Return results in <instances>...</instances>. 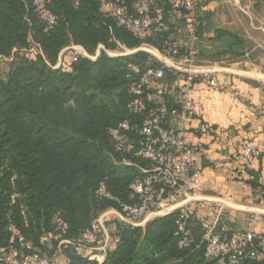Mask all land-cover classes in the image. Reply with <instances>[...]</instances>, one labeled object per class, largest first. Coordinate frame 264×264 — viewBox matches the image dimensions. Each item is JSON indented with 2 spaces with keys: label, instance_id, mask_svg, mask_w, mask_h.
Returning <instances> with one entry per match:
<instances>
[{
  "label": "trees",
  "instance_id": "trees-1",
  "mask_svg": "<svg viewBox=\"0 0 264 264\" xmlns=\"http://www.w3.org/2000/svg\"><path fill=\"white\" fill-rule=\"evenodd\" d=\"M98 2L50 0L38 10L34 0H0V58L17 50L8 74L0 77V248L8 243L12 223L36 250L49 253L41 240L54 232L57 213L68 225L66 238L79 237L104 211L133 202L129 185L147 168L145 161L116 152L108 129L123 120L140 124L141 117L127 113L128 90L136 74L158 63L144 52L110 58L101 51L95 61L79 57L53 69L60 51L71 45L90 56L100 45L109 51L119 45L160 47L162 38L135 39L118 28L99 12ZM48 14L56 23L45 31ZM34 45L41 54L20 52ZM131 139L136 140L135 130ZM249 174L253 179L245 183L260 202L264 186ZM101 183L111 200L98 196ZM179 213L156 217L144 227L117 223L119 243L101 264H215L204 254L194 214L186 225L194 245L179 247ZM255 241L257 257L241 264H264ZM63 256L67 264H97L69 248Z\"/></svg>",
  "mask_w": 264,
  "mask_h": 264
},
{
  "label": "built area",
  "instance_id": "built-area-1",
  "mask_svg": "<svg viewBox=\"0 0 264 264\" xmlns=\"http://www.w3.org/2000/svg\"><path fill=\"white\" fill-rule=\"evenodd\" d=\"M49 1L34 0V6L41 10ZM199 3L200 0H99V12L133 38H162L159 48L142 44L134 51L151 53L158 63L136 74L128 90L127 113L141 117L140 124L133 127L129 120H123L108 129L115 151L145 161L147 168L141 169V176L129 185L133 202L118 203V210L104 211L79 237L66 238L68 225L59 213L55 214L52 218L54 232L41 240L49 253L36 250L18 227L10 223L7 227L8 243L0 248V264H57L58 258L68 248L90 262L101 264L106 254L119 243L116 229L109 234L104 227L110 215H116L121 225L143 227L149 220L160 217L161 213L156 211L170 204H174L172 209L161 216L180 211L175 233L179 238L178 245L182 249L193 247L194 239L186 227L193 219V201H187L186 197L198 191L201 169L190 162L186 132L176 130L169 122L186 123L196 114L191 91L197 79L207 80L212 89L218 88L217 81L210 78L215 71L199 61L200 51L196 46ZM43 23L45 31L51 30L56 18L45 15ZM122 47L119 45L118 50L109 51L100 45L97 54L91 57L82 47L71 45L60 51L53 69H59L62 64H72L79 57L95 61L100 50L112 56L110 52L119 51ZM16 51L13 50L8 61L14 60ZM20 52L41 54L38 45ZM167 73L171 76L170 81L166 79ZM133 130L135 141L131 139ZM262 152L264 139L242 146L232 160L236 164L247 165L258 160ZM97 194L101 198L112 199L103 183L99 185ZM10 199L14 202L15 196ZM182 199L185 203L179 206ZM220 216L221 209L214 208L198 219L205 256L215 264H241L244 259L257 257L254 234H225Z\"/></svg>",
  "mask_w": 264,
  "mask_h": 264
},
{
  "label": "crops",
  "instance_id": "crops-1",
  "mask_svg": "<svg viewBox=\"0 0 264 264\" xmlns=\"http://www.w3.org/2000/svg\"><path fill=\"white\" fill-rule=\"evenodd\" d=\"M199 12L197 36L206 51L199 61L215 71L210 78L218 88L197 79L196 114L186 123L169 122L186 132L190 162L201 169L198 191L186 198L198 219L220 207L225 234L253 233L264 259V200L256 202L245 183L253 173L264 186V152L244 167L232 160L242 146L264 139V0H200Z\"/></svg>",
  "mask_w": 264,
  "mask_h": 264
},
{
  "label": "rangeland",
  "instance_id": "rangeland-1",
  "mask_svg": "<svg viewBox=\"0 0 264 264\" xmlns=\"http://www.w3.org/2000/svg\"><path fill=\"white\" fill-rule=\"evenodd\" d=\"M198 12H199V8H198ZM200 14V12L198 13V15ZM201 19V18H200ZM204 20H207L206 18L204 19ZM206 22V21H205ZM205 27H208V24H207V22H206V26ZM205 31H209V30H205ZM200 35V33H198V36ZM198 36H197V38H196V43H198V45H197V48L199 49V51H201L203 54H206V51L204 50V43H201V42H199L198 41ZM136 50H138V48H135V49H127V48H125V47H122L119 51H116V52H110V54L112 55V56H109V55H107L108 57H110V58H118V57H125V56H130V55H132V54H135V53H137V52H141V51H137V52H134V51H136ZM97 52V50L95 51V54H97L96 53ZM142 52H144V53H146V54H148L149 56H150V58L153 60V61H157L156 60V57H154L151 53H148V52H145V51H142ZM153 53H154V51H152ZM100 53H101V50H100V52H99V54L98 55H100ZM202 53H200V58L202 57ZM94 54V55H95ZM90 56V55H89ZM91 57H93V56H91ZM8 58H0V77L1 78H5L6 77V75L8 74V72H9V70H10V68H11V65H12V62L11 61H8L7 60ZM183 200V199H182ZM210 202V201H209ZM194 203V202H193ZM174 204H170V205H168V206H164L163 207V209L162 210H158V211H156V212H160L161 213V215H162V213H165V212H168L170 209H172V206H173ZM216 209H221L220 207H216ZM221 211H222V209H221ZM161 215H159V216H161ZM156 217H158V216H156ZM150 221V220H149ZM117 223H118V217L116 216V215H110L109 216V218H108V220H107V222L104 224V227H105V229H107V231L109 232V234H112L114 231H115V229H116V225H117ZM146 225V224H145ZM144 225V226H145ZM143 226V227H144ZM64 256L62 255V256H60L59 258H58V262H57V264H63V262H64ZM95 262V261H94Z\"/></svg>",
  "mask_w": 264,
  "mask_h": 264
}]
</instances>
